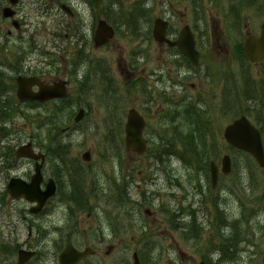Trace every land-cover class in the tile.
I'll list each match as a JSON object with an SVG mask.
<instances>
[{
  "label": "rangeland",
  "instance_id": "374dc122",
  "mask_svg": "<svg viewBox=\"0 0 264 264\" xmlns=\"http://www.w3.org/2000/svg\"><path fill=\"white\" fill-rule=\"evenodd\" d=\"M24 1L26 36L30 35L34 48L28 53L26 66L38 72L46 70L49 77L67 78L71 96L65 102L44 107L23 106L13 89L14 69L7 58L8 65L0 62V80L5 78L1 85L8 90L0 102L6 103V110L12 114L9 119L0 117V126L8 128V139L3 140L9 146L3 150L0 145L1 154L31 141L49 153L43 170L45 179L57 178L60 184L44 211L32 214L31 205L14 201L6 187L13 176L29 179L34 166L17 162L14 157L4 165L0 161V264H17L19 248L38 252L31 264H58L67 243L94 249V255L81 264H134L135 252L142 264H264V168L248 154L232 149L223 138L224 128L243 112L249 113L264 133V105L256 112L254 103L239 100L244 74L263 88L259 104L264 103V67L253 66L241 57L247 34L260 33L264 0H105L101 18L108 16L117 33L107 47H89L90 58L103 64L100 76L88 83H81L80 75L78 80L71 77L72 60H63V53L53 49L63 44L69 46L71 54L76 52L78 45L75 40L70 42V28H55L52 18L35 11L37 0ZM5 5L0 0V34L4 36L13 29L2 19ZM87 11L89 18L88 5ZM165 17H169L174 30L190 25L204 49V63L209 61L214 68L222 65L225 74L229 72L236 79H226L230 103L223 121L220 113L216 115L219 133L208 131L206 139L201 140L200 120L190 117L186 121L187 113L182 109L178 116L168 114L166 119L156 105L150 110L152 123L146 137L149 150L139 157L127 153L124 127L129 110L147 109L145 83L149 82L150 89L154 79L148 73L144 76L143 68L158 71L157 66L164 65L156 54L152 30L154 21ZM56 34L63 36V42L55 38ZM15 39L3 38L0 42L13 53ZM25 57L22 53V68ZM4 58L0 55V61ZM51 61H57L60 69L51 68ZM130 62L133 79L128 86ZM111 79L116 91L107 86ZM249 82V88H254L251 79ZM81 109L86 115L77 125L75 118ZM184 138L193 141V150ZM54 149L59 154L56 158L51 153ZM87 151L92 153L91 162L83 161ZM226 154L232 158V172L213 188L209 165L216 162L221 166ZM72 161L78 163L79 174L68 173ZM72 179L84 185L76 190ZM73 188L77 195L85 191L88 196L79 209L65 200ZM186 205L196 209L186 210ZM147 210L152 213L147 214ZM231 238L233 241H229Z\"/></svg>",
  "mask_w": 264,
  "mask_h": 264
},
{
  "label": "flooded vegetation",
  "instance_id": "af4514ba",
  "mask_svg": "<svg viewBox=\"0 0 264 264\" xmlns=\"http://www.w3.org/2000/svg\"><path fill=\"white\" fill-rule=\"evenodd\" d=\"M3 2H6V5L2 10L3 11L2 14L4 13V10L6 8L12 6V10L14 11V17L12 19L2 18L5 23L8 22V24H11L13 29L8 30L7 33H5L6 37L0 34V41L3 38L5 39V41H7L8 39L9 40L15 39L14 37H16L17 39L15 40H16V44L18 45L12 44L13 53H10L9 49L6 48L5 46V42H0V47H1L0 55L2 57L5 56V58L0 62H2L3 64L5 63L7 64L5 60L7 58L10 63L9 65L14 69L16 73L17 71H19V75L22 76H31V77L37 76L44 84L47 85L66 82V87L69 89V94H70L71 81L68 80L67 78L61 79L60 77H49L50 74H48L46 70L38 72L37 68L26 66L28 53L34 50V48L31 47L32 38H30V35L26 36L28 30L25 31L26 21H27L24 20L27 16V13L25 12L26 10L25 1L3 0ZM35 5H36L35 11L39 14V16L52 18V20L55 23V28L58 27L59 30L61 31L67 29L68 27L70 28L71 39H70V35H67L66 38H68V40L70 39V42H73L72 40H75L76 44L78 45L76 52L74 54H71L69 52L70 50L69 46L67 45L66 47H64L63 44H60L57 47L53 46V49H56L57 52L58 50H60L63 53L64 56L63 60H67V61L72 60L71 64H69V67L72 69L71 77H74L75 79L78 80L79 78L78 75H80L81 76L80 80L83 79L81 82L85 83L87 81L91 82L92 79H94L96 76H100L101 62L96 60L93 56H91L90 58L88 54L90 52L89 47H91L93 44L95 48L99 49L95 45V35L101 20L104 19L101 18V16L103 15L105 10L97 9L94 0H46L44 4L41 3V0H37L35 2ZM87 5L90 7L91 10L89 18H87V12H88ZM61 16H63L64 18H62ZM106 18L107 19L105 20H109L110 23H113L108 18V16ZM165 19H167L170 24L167 30L166 37L168 38L169 41L175 42L180 38V33L182 31V28L174 30L172 28L171 20L169 19V17H165ZM55 38L63 42L62 35L56 34ZM27 41H28V46L26 48L24 46ZM155 44L157 46V48L155 49L156 54L158 55V58H162L164 65L157 66L159 72L156 70L148 71L147 66L144 67L142 71L144 76L148 73L150 74V78L154 79L153 81L154 85L150 89H149V82L145 83L144 105L147 107L145 112H143V115L146 119L145 136L148 138L147 131L151 127V123H152L150 110L154 109L156 105H158V110L164 114L166 119L169 118L168 114H172L175 117L178 116L180 109H182L187 113L185 116L186 121L190 120V117H192V121L195 119L200 120L199 129L202 133L200 136L201 137L204 136V138L201 140L206 139V135H208V131L215 130L217 131V133H219V130L216 128L215 125V123L217 122L216 115L220 113L221 115L220 120L223 121V116L228 112L229 103H230V92H229L230 87L228 88L226 79L227 77L236 79V76L230 74L229 72L225 74V69L222 68V65L219 68L217 67L214 68L213 64H211L209 61L204 63L205 60L204 49H202L199 46L198 39H197V45H198V50L200 52V64L197 67L194 66L193 63L189 59H187L177 47H171L169 43H162V44L155 43ZM87 48H88V52H86ZM35 51L40 52V50H35ZM22 53H25L26 55L24 59V64H25L24 68L21 67ZM44 62L45 61H42L40 63H44ZM247 62L250 63L249 61ZM263 63L264 62L259 63L258 66L264 67ZM127 64L128 65H127L126 74L128 79L130 80L131 78L133 79V75H132L133 63L130 62ZM49 65L51 66V68H54L55 70L60 69L58 67L57 61L56 62L51 61ZM102 68L104 69V66ZM60 71L63 72V70ZM218 76H220V78ZM242 77L244 80V88H241L242 91L240 93L241 96L239 100L241 103H247V102L254 103L252 106L256 108V112H257L258 108L262 109L264 105V103L259 104L260 97H262L263 95V91H262L263 88H260L257 82H255V79L251 78L250 76L242 74ZM249 79L252 80L254 84V88L252 86L249 88V86L246 84L247 81L249 82ZM196 80H198V82ZM131 82L132 80H130L126 84L129 86ZM16 88L18 89V85L15 81L13 83V89ZM38 90H39L38 87L36 86L33 87V91L38 92ZM7 91L8 90L6 89V87L0 85V97H6ZM69 98L70 97H68L66 100L64 99V102L67 101ZM61 101L63 102V100H55L52 102H48L45 104V106L52 105L54 103H59ZM27 104H22V105L25 106ZM242 114L247 115L249 119L254 123V121L252 120L253 117L250 116L249 113L243 112ZM200 116L202 120L199 118ZM207 116H211L212 119L206 120L205 118ZM76 124L78 125L79 123ZM73 127L74 125L69 126V128L67 129H72ZM226 127L223 130V138ZM258 127L260 128V130H262L261 126L258 125ZM65 131L67 130H63L62 132ZM4 132L6 131L2 129V127L0 126V145L2 146L3 150H6L9 146L5 145L4 143L3 140ZM147 140H148V145H150L149 139ZM224 140L225 143L228 145L225 138ZM51 143L49 146H51ZM34 148L36 149L37 152H43L44 154H46V162H47L49 153H47V151L45 152L43 150H40L35 146ZM17 149L9 150V153L6 155L5 154L2 155L1 154L2 152H0V161H2L3 165L5 161L9 160L10 157H14L17 162H29L32 166H34V170H35L39 162L29 159L18 160L16 158ZM51 153L56 158L57 150L54 149L51 151ZM46 162L44 164V169L46 167ZM71 163H72V167L70 166V168L68 169V173L69 171H75L78 169V163L75 164V161H72ZM223 176H228V175L220 173L219 181ZM31 177L27 180L30 181ZM54 180L59 190L60 188L59 181L57 178ZM47 181L48 180L45 179L43 183L44 184L43 189H46L49 186L53 187L54 181L53 180H51L50 182ZM55 197H53L52 200L51 199L50 200L53 201ZM104 234L107 237L109 236L106 232H104ZM76 248L78 250L86 249V248L83 249L81 247L79 248L78 246H76ZM37 255L27 264H31L33 260L37 258ZM88 259H85L84 261ZM84 261H82L81 263H83ZM39 264H43V263H39Z\"/></svg>",
  "mask_w": 264,
  "mask_h": 264
},
{
  "label": "water",
  "instance_id": "95a60500",
  "mask_svg": "<svg viewBox=\"0 0 264 264\" xmlns=\"http://www.w3.org/2000/svg\"><path fill=\"white\" fill-rule=\"evenodd\" d=\"M103 0H95L97 6L102 4ZM11 15L6 12V16ZM13 15V13H12ZM167 25L160 20L156 22L155 36L159 41H164V32ZM114 32L111 27L102 22L99 31L97 32L96 41L98 45L107 44L113 37ZM177 46L182 50L184 55L189 58L195 65L198 64V52L195 50V41L193 35L189 29H185L180 41L177 42ZM264 55V25L262 26V36L256 38L252 36L247 41V57L254 62L260 60V53ZM17 97L21 102H28L33 100H40L42 102L54 99L57 97L65 96V89L63 86L49 87L44 86L35 77H19ZM38 85L41 89L39 94L32 92V87ZM145 127L144 119L140 114L132 110L128 116V122L126 125V147L128 151H134L135 153L142 155L146 151V141L143 138V130ZM227 141L235 148L243 150L254 156L261 167H264V146L260 132L249 122L245 117L237 120L231 124L225 133ZM17 156L20 157H34V152L31 149V145L24 146L17 151ZM86 159L89 160V154H86ZM44 159V157H42ZM224 172L231 171V161L228 156L223 160ZM212 177L214 185L218 180V169L215 164L211 167ZM42 182L41 166L37 168V173L34 175L32 183L28 184L21 179H13L8 185V192L15 198L21 199L22 197L30 202H37L40 208H36L33 211L38 212L46 201L55 194L56 186L53 183V187H49L46 192L40 190V184ZM91 254V250L87 249L85 252L77 251L72 245H68L63 254L60 257L61 264H77L82 259ZM34 253H27L20 251L19 264H23L28 261ZM135 264H140L138 255L135 254ZM204 264V263H203Z\"/></svg>",
  "mask_w": 264,
  "mask_h": 264
},
{
  "label": "trees",
  "instance_id": "16d2710c",
  "mask_svg": "<svg viewBox=\"0 0 264 264\" xmlns=\"http://www.w3.org/2000/svg\"><path fill=\"white\" fill-rule=\"evenodd\" d=\"M3 98H0V100H2ZM0 116H4V117H9L11 116V114H9L8 110H6V103L5 105H3L1 102H0ZM233 241V240H231Z\"/></svg>",
  "mask_w": 264,
  "mask_h": 264
}]
</instances>
